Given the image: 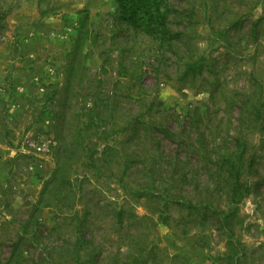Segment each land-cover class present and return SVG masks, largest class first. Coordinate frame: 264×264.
Listing matches in <instances>:
<instances>
[{
    "label": "rangeland",
    "instance_id": "obj_1",
    "mask_svg": "<svg viewBox=\"0 0 264 264\" xmlns=\"http://www.w3.org/2000/svg\"><path fill=\"white\" fill-rule=\"evenodd\" d=\"M168 1L179 10H194L198 23L189 26L190 37L184 34L166 49L123 28L115 0H0V264H32L43 248L67 236L62 224L47 234L61 213L88 207L86 236L104 247L100 261L113 262L116 247L123 257L127 250L121 244L136 235L141 246L153 248L151 264H228L216 260L227 238L215 228L197 248L208 225L195 223L194 210L181 200L192 198L193 205L195 195H205L216 208L234 206L220 196L215 177L236 137L244 147L254 146L257 162L248 176L250 184H258L257 192L237 204L240 223L234 230L242 251L236 264H264V149L258 144L260 132L244 122L248 95L257 98L262 91L264 96V23L257 40L247 31L249 22L264 17V0ZM215 3L219 10L228 8L229 17L241 18L224 36L210 32L204 21L211 9L215 13ZM189 53L204 56L202 73L184 75ZM93 106L105 122L83 130L84 154L70 144L66 204L53 199L52 187L44 196L41 233L21 244L20 225L43 197V182L62 148L56 132L61 113L68 115L70 143L82 123L78 120L86 123ZM105 145L113 150L102 161ZM93 152L96 165L87 170L83 165ZM124 162L129 168L122 176ZM145 163L159 166L146 171ZM146 175L180 204L169 202L163 212V197L141 194ZM118 207L123 214L115 227ZM14 241L19 247L11 257ZM62 253L51 255L59 259Z\"/></svg>",
    "mask_w": 264,
    "mask_h": 264
},
{
    "label": "trees",
    "instance_id": "obj_2",
    "mask_svg": "<svg viewBox=\"0 0 264 264\" xmlns=\"http://www.w3.org/2000/svg\"><path fill=\"white\" fill-rule=\"evenodd\" d=\"M192 1L193 0H187V3H191ZM115 4L117 12L116 20L118 23L123 28L130 29V32L134 34H140L151 38L154 42H157V47L159 48H172L176 42L182 40L184 34H186L187 37H190V34L187 33L189 26L196 25L198 23L197 19L194 18L196 17L194 10L189 11L188 7L183 8V10H179L178 8L173 7L171 5L172 3H170L168 0H115ZM214 5L217 8L216 9L215 7H212L216 9L215 13L211 9L210 14L204 19V21L205 24L209 26L210 32H213V34H218V36H224L232 27L234 28L238 22L241 21V18L239 16L231 18L227 14L228 8L222 5V8L219 10L218 4L215 3L213 6ZM252 7L253 5L250 7V9ZM221 20L222 22H225L222 23V27L219 26L220 23L218 24V22ZM262 23H264V17H259L248 23L247 31L253 41L258 39L259 25ZM176 28L181 29L176 30ZM257 42L259 41H256V43ZM261 42H259V44ZM78 49L79 47L77 45L76 49L72 53L73 56H76V51ZM166 49H164V51ZM185 57L186 67L184 70V75L189 74L190 76H193L195 74L202 73L203 64L205 61L203 55H199L197 58H194L193 55L189 53L188 55H185ZM253 59H255L254 56L251 57V60ZM55 94L56 89L51 92V96H54ZM259 94L260 95L255 98L254 93H251L248 95L247 100H245L248 105L246 104V107L244 108L247 109L248 116H246L244 122L247 120L253 130L260 132L258 144L261 149H264V96L262 97L261 95L262 91ZM49 98L53 99V97ZM95 108L96 107L93 106L87 110L88 115L86 116V123L84 119H82V121L81 119L78 120L82 123L80 126H78V128L75 129L73 139L71 138L70 143V138L68 139L69 136L67 135L69 131L68 115L67 113H61L60 121L58 125H56V132L60 136L59 139H61L60 143L62 148L59 152H57L56 165L52 170L50 177L45 179L43 182V197L40 201H37L31 205L32 209L29 217L25 219L20 225V231L22 233L20 236H18V241H20L21 244L22 242L25 244L26 242H33L36 240L35 237L41 233L38 227V225H40V220H42L41 211L43 210L44 206H47L46 202H43L44 196H46L47 193L52 190V187L55 188L53 199L61 203L65 202L64 204H66V198L69 196L68 191L71 189V183L67 178V173L71 169V165H69V160L67 159L70 157V144H73V146L77 147L80 154H84L85 147L82 144V141L85 139H83V130L89 129L92 123L105 122L104 117L99 114V111L96 112ZM139 115L140 114H137L135 118H137ZM138 123V121L135 123V133L140 131L138 128ZM235 140L238 143L234 145L233 149L225 153L222 156L221 161L218 162V172L215 177L217 180L215 188L218 186L221 187L219 189L220 196L224 197L228 204L234 206L230 207L229 209L216 208L214 207L213 201H208L207 196L205 195H195L197 198L193 205L191 203L192 198L181 200V202L187 204L189 209L194 210L190 211V213H194L195 223L199 224V226H202L203 228H205V224L208 225V231H205L203 235H201V239L197 240L200 244V246L197 245V248H201L207 239H210L211 234L209 233L215 228V230L219 232V236L220 234H224L227 238L226 250L218 255L216 260L229 262L228 264H236V260L238 259L237 256L242 251L241 245L236 237L237 233L234 230L235 225L240 223L237 216V204L246 196H248L249 193H255L258 189V187H256L258 184L254 183L252 185L249 183L248 176L251 174L252 170H255L254 165L257 162L255 160L256 151H252L254 146L252 145L253 147L248 146L246 148L240 143L239 137H236ZM107 146L105 145L102 151L99 153L102 161L105 160L103 159V155L106 152L113 150L112 147ZM133 161L134 159H132L130 162ZM94 165H96V163L93 152L89 155L87 165H83V167L88 170V167ZM158 166L159 165L155 163H151L149 166L145 163L146 171H151L152 169L155 170V168H158ZM244 167H246V171ZM128 168V163L124 162L122 167V176L124 173H126ZM86 177L87 175L85 172L81 178L85 179ZM78 178H76L75 181H80ZM152 178V175H146L144 184L139 187L141 190L140 192H142L141 194L154 200H159L163 197V212L166 211V205L169 202H179L180 204V199L178 197L172 193L170 195L168 192L162 189L160 187L161 184L156 185ZM209 178L211 177L209 176ZM208 188V186L203 187L202 194L207 193L205 191H207ZM70 193L71 195H74L75 191ZM122 214L123 208L118 207L115 212L113 226L117 227L120 225ZM61 215L62 217H60V219L54 223L55 227H53L52 230H50L47 234L50 236L53 231H55L56 228L62 224L64 226L66 225L67 236L62 239V241H60L61 243H55L43 248L39 259L34 260V262L32 261V264H67V261H69L70 264H151L154 262L152 261L154 260V257H152L153 248L145 249L143 246H141L142 242L141 240L138 241V239H136V235H131V240L127 241L126 244H121V247L125 246L127 250L123 252V257L121 253L122 258L117 256L121 250L119 247H116L118 252L116 256L114 255L115 260L113 262L109 263L108 259H102L100 261L98 257L100 256V253H103L104 247H102V244L95 243L92 236H86V233L90 228V207L81 210L75 209L73 213L64 214L63 212ZM29 229H31L30 233L28 232ZM18 241L13 242L11 257L13 256L14 251H16L19 247ZM133 244H135V247H132ZM46 248H49V250L46 251ZM55 251L59 252L60 254L63 252L62 255L59 256V259L51 255V253ZM106 252H109L108 249ZM61 256L64 257L63 261H59L61 260ZM65 258H69L70 260H65ZM185 264L189 263L185 262Z\"/></svg>",
    "mask_w": 264,
    "mask_h": 264
},
{
    "label": "built area",
    "instance_id": "obj_3",
    "mask_svg": "<svg viewBox=\"0 0 264 264\" xmlns=\"http://www.w3.org/2000/svg\"><path fill=\"white\" fill-rule=\"evenodd\" d=\"M39 149V148H38Z\"/></svg>",
    "mask_w": 264,
    "mask_h": 264
}]
</instances>
